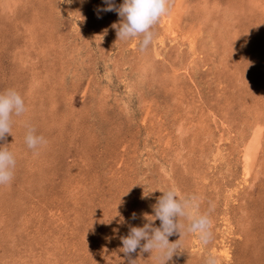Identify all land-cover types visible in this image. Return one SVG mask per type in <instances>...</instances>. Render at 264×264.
<instances>
[{"label":"rangeland","instance_id":"obj_1","mask_svg":"<svg viewBox=\"0 0 264 264\" xmlns=\"http://www.w3.org/2000/svg\"><path fill=\"white\" fill-rule=\"evenodd\" d=\"M106 7L0 0V91L27 107L0 140L16 158L0 186V264H155L140 248L121 252V237L149 223L169 188L198 197L212 238L175 232L167 264H226L212 247L228 222L229 264H264V0H169L177 36L161 17L143 50L142 37L117 40L121 18ZM258 124L261 147L240 184ZM29 128L46 141L36 150Z\"/></svg>","mask_w":264,"mask_h":264},{"label":"clouds","instance_id":"obj_2","mask_svg":"<svg viewBox=\"0 0 264 264\" xmlns=\"http://www.w3.org/2000/svg\"><path fill=\"white\" fill-rule=\"evenodd\" d=\"M71 3L72 0H64ZM106 8L102 11H116L120 22L111 25L116 30L117 40L128 41L140 38L141 49H146L153 41V26L166 15L169 0H123L116 7L112 0H105ZM107 29L105 30V34ZM27 112L23 97L12 88L0 91V140L11 134L13 117H20ZM46 143L43 136L37 135L29 128L25 135V144L29 149L36 150ZM16 158L4 146H0V186L8 185L14 177ZM162 195L153 206L154 215L146 216L149 223L143 227H131L126 237H121V252L131 254L140 248L141 252H149L154 256L155 264H167L177 252L179 239L169 241L175 232L180 234H196L202 243L207 244L212 238V220L207 213L199 211V199L196 196H179L175 188L160 191ZM152 217L149 220L147 217ZM135 218V214H133ZM160 221L159 227H153L152 221ZM181 219L186 223H181ZM143 242V243H142ZM136 260L131 261L135 264ZM206 264H215L209 257Z\"/></svg>","mask_w":264,"mask_h":264},{"label":"bare ground","instance_id":"obj_3","mask_svg":"<svg viewBox=\"0 0 264 264\" xmlns=\"http://www.w3.org/2000/svg\"><path fill=\"white\" fill-rule=\"evenodd\" d=\"M253 3V2H252ZM4 6H6V5H4ZM12 6V5H11ZM173 7V6H172ZM178 9V8H177ZM1 12V11H0ZM96 16V15H95ZM26 17V16H25ZM179 18V17H178ZM5 19V18H4ZM175 19H177V17L175 18V16L173 15V11H171V10H169V11H167V13H166V15H164L163 17H162V22H163V24H164V27H165V31L163 32V34L165 35H170L171 36V38L172 37H176L177 36V34H178V31L176 30V28H175ZM22 22V21H21ZM24 24V23H23ZM15 25V24H14ZM13 25V26H14ZM98 25V24H97ZM1 27V26H0ZM24 27V26H23ZM191 27V26H190ZM6 28V27H5ZM26 28V27H25ZM194 28V27H193ZM223 28V27H222ZM187 32V31H186ZM41 34V33H40ZM162 33H160L159 34V39L162 41V43H163V35ZM193 34V33H192ZM191 34V35H192ZM183 35V34H182ZM195 35H196V33H195ZM169 36V37H170ZM190 36V35H189ZM193 36V35H192ZM28 38V37H27ZM31 38V37H30ZM29 38V39H30ZM173 38V39H174ZM178 38V37H177ZM192 38V37H191ZM190 38V39H191ZM168 39V38H167ZM173 41V40H172ZM192 42H195L194 40L192 41V40H190V47H195V44L194 43H192ZM157 43V42H156ZM161 43V42H160ZM172 43V42H171ZM162 46V45H161ZM23 47V46H22ZM50 48V47H49ZM158 50V49H157ZM156 50V51H157ZM49 52V51H48ZM156 53H158V52H156ZM194 54H195V52H194ZM154 55V54H153ZM158 58V57H157ZM201 59V58H200ZM33 63V62H32ZM151 65V64H150ZM27 66V65H26ZM63 68V67H62ZM67 69V68H66ZM145 70V69H144ZM52 79V78H51ZM60 84V83H59ZM50 85V84H49ZM198 86V85H197ZM203 88V87H202ZM127 89V88H126ZM132 91V90H131ZM127 92H129V91H127ZM152 92V91H151ZM194 94V93H193ZM128 96V95H127ZM131 99V98H130ZM126 101V100H125ZM224 103V102H223ZM222 106V105H221ZM228 106V105H227ZM210 109V108H209ZM148 113V112H147ZM163 115V114H162ZM226 115V114H225ZM186 118V117H185ZM217 120V119H216ZM243 121V120H242ZM241 121V122H242ZM243 124V123H242ZM246 124V123H245ZM155 126V125H154ZM248 126H250V125H248ZM235 127V126H234ZM256 128L253 130V134H252V136H253V138H252V140H250V141H246V145H245V150H244V153L242 154V160H243V163H241V164H243V170H242V174H243V176H242V182H240V184H243V182H247V183H249V181H250V178H251V174L253 173L252 172V161L255 159V156H256V154H257V149H260V147H261V141H262V136H261V134H262V125L260 126V124H258L257 126H255ZM246 129V128H245ZM37 133V132H36ZM160 133V132H159ZM244 144V143H243ZM217 149H218V147H217ZM179 151V150H178ZM259 153V152H258ZM218 155V154H217ZM256 158H259L258 156L256 157ZM45 162V161H44ZM46 163H48V162H46ZM255 166H256V164H255ZM42 167V166H41ZM254 179V178H253ZM239 202V201H238ZM243 204V203H242ZM228 206V205H227ZM245 213V212H244ZM247 214H248V212H246ZM229 220V219H228ZM244 221V220H243ZM242 221V222H243ZM235 223H237V222H235ZM232 223H227V224H225L226 226H224V228L222 229V236L220 237V239H221V241L219 242V245H218V243H216V244H214V246L212 247V254H214V255H216V259H217V261L218 260H225V262H226V264L228 263L229 264V262H230V260H231V247L228 245V239H230L229 237H232L231 235H233V234H235L234 232H233V226L231 225ZM228 225V226H227ZM231 225V226H230ZM243 225H245V224H243ZM248 228V227H247ZM240 229V228H239ZM243 231V230H242ZM241 232V231H240ZM220 233V232H219ZM54 234V233H53ZM243 234V233H242ZM228 238V239H227ZM251 240V239H250ZM197 241V240H196ZM198 242V241H197ZM196 242V243H197ZM201 243H199V245H200ZM202 245V244H201ZM212 245V244H211ZM233 250V249H232ZM210 251V250H209ZM197 254V253H196ZM7 255V254H6ZM234 256V255H233ZM2 258V257H1ZM4 258V257H3ZM9 258V257H8ZM16 262V261H15ZM231 263V262H230ZM216 264V263H215ZM217 264H218V262H217Z\"/></svg>","mask_w":264,"mask_h":264}]
</instances>
